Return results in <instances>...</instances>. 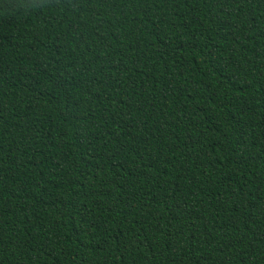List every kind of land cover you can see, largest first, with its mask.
Returning <instances> with one entry per match:
<instances>
[{"label":"trees","instance_id":"16d2710c","mask_svg":"<svg viewBox=\"0 0 264 264\" xmlns=\"http://www.w3.org/2000/svg\"><path fill=\"white\" fill-rule=\"evenodd\" d=\"M0 264H264V0H0Z\"/></svg>","mask_w":264,"mask_h":264}]
</instances>
